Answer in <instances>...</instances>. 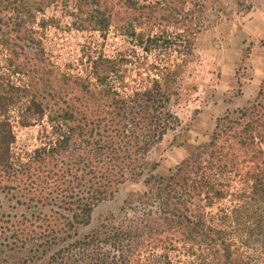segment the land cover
<instances>
[{
    "label": "trees",
    "instance_id": "1",
    "mask_svg": "<svg viewBox=\"0 0 264 264\" xmlns=\"http://www.w3.org/2000/svg\"><path fill=\"white\" fill-rule=\"evenodd\" d=\"M12 1L15 13L0 17L9 30L3 42L16 60L13 73L28 80L16 84L0 72V192L49 212L0 211V264H264V79L254 103L219 118L208 143L155 175L147 156L180 122L169 106V81L117 89L106 80L119 70L100 56L86 76L48 67L33 25L56 0H0V7ZM71 1L84 29H108L116 12L132 15L131 35L149 24L140 45H169L164 31L151 29L179 26L187 33L184 54L192 51L204 7L200 0ZM11 112L22 126L43 127L40 145L23 155L13 150ZM130 180L144 185L126 201L130 212L72 239L94 207ZM30 243L26 256L12 257Z\"/></svg>",
    "mask_w": 264,
    "mask_h": 264
},
{
    "label": "rangeland",
    "instance_id": "2",
    "mask_svg": "<svg viewBox=\"0 0 264 264\" xmlns=\"http://www.w3.org/2000/svg\"><path fill=\"white\" fill-rule=\"evenodd\" d=\"M200 1L204 2L202 17L195 22L201 26H196L190 54L182 53L186 51L181 47L184 40L181 35L187 33L173 24L151 29L152 34L164 31L163 35L171 38L173 44L164 42L156 48L151 42L140 45L139 37L147 41L151 26L147 23L138 25L133 29L137 35H131L130 23H127L131 14L116 12L113 24L106 30L84 29L80 27L82 22L76 21L73 15L71 0L51 3L37 14L33 25L45 59L49 60L48 67L54 65L66 74L86 76L93 60L100 56L112 59L119 70L106 80L107 85L113 82L117 89L123 85L130 93L133 88L149 86L153 78L169 81L173 92L169 106L180 122L151 148L147 156V167L155 175H166L199 146L208 143L219 118L254 103L264 79V0ZM14 6L13 1L3 4L0 17L14 14ZM189 8L194 6L188 3L186 9ZM8 34V27L0 24V72L11 73L16 84H23L28 78L13 73L16 60H10V52L3 42ZM34 45L30 43V46ZM117 74L123 77L118 79ZM11 114L16 134L13 150L23 155L40 145L43 127L42 124L22 126L16 112ZM143 189V181L130 180L121 185L113 197L94 207L88 224L76 226L77 234L72 239L92 233L107 219L120 218L130 212L126 201L131 192ZM217 207L216 204L210 210L216 211ZM0 211L20 215L49 212V207L17 205L7 194L0 192ZM30 246L31 243L28 249L11 252L12 257L23 258Z\"/></svg>",
    "mask_w": 264,
    "mask_h": 264
}]
</instances>
